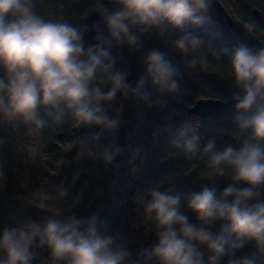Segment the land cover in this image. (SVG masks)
I'll return each mask as SVG.
<instances>
[{
	"label": "clouds",
	"instance_id": "clouds-1",
	"mask_svg": "<svg viewBox=\"0 0 264 264\" xmlns=\"http://www.w3.org/2000/svg\"><path fill=\"white\" fill-rule=\"evenodd\" d=\"M42 2L0 0L2 123L38 138L71 121L86 130L76 136L78 157L118 168L128 147L119 138L124 102L163 110L164 98L190 95L185 71L225 61L231 126L219 130L218 142L190 116L167 117L158 135L186 161H203L206 182L198 190L159 184L147 190L139 211L154 237L147 246L133 247L97 211L77 213L69 188L59 183L22 201L46 215L0 228V264H35L45 253L48 264H264V19L237 17L255 43L228 46L203 28L217 0H93L97 19L78 24L42 14ZM150 37L162 47L147 46ZM122 49L139 54L135 81L116 52Z\"/></svg>",
	"mask_w": 264,
	"mask_h": 264
},
{
	"label": "trees",
	"instance_id": "trees-1",
	"mask_svg": "<svg viewBox=\"0 0 264 264\" xmlns=\"http://www.w3.org/2000/svg\"><path fill=\"white\" fill-rule=\"evenodd\" d=\"M220 1L224 4V0ZM244 4L246 8L252 5ZM92 9L93 0H43L39 10L46 16L50 13L52 18L78 24L83 22ZM252 11H248L245 17H251ZM203 28L214 33L218 43L228 46H232L238 39L255 43L240 31L235 21L232 25L227 21L217 23L208 18ZM146 40L149 47H162L155 37ZM116 52L122 58V66L131 69L130 79L135 81L142 74L139 54L131 55L127 49ZM226 72L225 61L214 63L207 71H185L184 84L190 89V95L181 102L164 98L167 103L163 110L159 107L149 108L135 99L125 101V125L119 129V138L128 147L117 162L118 168L105 167L99 161L78 157L76 136L86 130L74 127L71 121L65 125L49 127L40 132L38 138L30 137L24 127L13 128L6 124L0 127V165H3L6 172V181L0 183V228L17 218L35 219L46 215V212L30 208L22 201L30 198L37 188L63 183L70 191V207L77 213L97 211L102 218L109 219L114 228H120L133 247L150 244L154 237L145 232L139 216L141 201L147 197V190L158 184L163 187L174 185L182 190H198L199 184L206 182L203 176L204 162L186 161L182 153L172 149L165 138L158 135L162 125L157 123L169 115H174L177 120L194 116L189 115L188 110L202 98L230 100V81ZM231 115L230 110L207 118L209 127L204 135L216 134L220 142L222 137L219 130L231 126ZM62 136L70 141L68 148L57 145L56 138ZM106 140L107 134L101 138V143ZM53 149L60 163L54 173L42 172V156ZM137 150L142 157L132 160L131 154ZM144 152L146 155H143ZM218 187L223 188L224 183L220 182ZM46 256L47 253L42 257L46 259Z\"/></svg>",
	"mask_w": 264,
	"mask_h": 264
},
{
	"label": "rangeland",
	"instance_id": "rangeland-1",
	"mask_svg": "<svg viewBox=\"0 0 264 264\" xmlns=\"http://www.w3.org/2000/svg\"><path fill=\"white\" fill-rule=\"evenodd\" d=\"M244 3H249L252 4L251 6L249 5L248 8L245 7ZM223 4V3H222ZM260 4V5H258ZM224 7L226 10L229 12L231 15L232 19L235 21L237 24V16H243L245 17L248 13V11L252 9H258L262 12L263 14V19H264V0H224ZM192 118L196 121H198L200 127L199 131L202 134H205L208 131L209 123L207 119L203 120L200 119L196 116H192ZM167 117H164L159 121L158 124L162 125L166 121ZM5 124L2 123V120H0V127L4 126ZM55 129V128H53ZM52 129V130H53ZM56 132V130H55ZM57 145L61 148H68L70 146V141L67 138H64L62 136L61 138H56ZM143 155H146V152L143 153ZM43 157V169L42 172H49V173H54V169L59 165L60 160L57 158L56 150H52L51 152H48L46 155L42 156ZM46 186V185H45ZM43 187V186H42ZM35 264H48L47 259L44 257H41L38 262L36 261Z\"/></svg>",
	"mask_w": 264,
	"mask_h": 264
},
{
	"label": "water",
	"instance_id": "water-1",
	"mask_svg": "<svg viewBox=\"0 0 264 264\" xmlns=\"http://www.w3.org/2000/svg\"><path fill=\"white\" fill-rule=\"evenodd\" d=\"M252 16L257 19H263V14L258 9H253ZM251 16V17H252ZM213 21L217 23H224L227 21L230 24H234V20L232 19L229 12L226 10L224 5L220 0H217V7L215 11L210 14V17ZM97 17L93 13V11L87 15L84 21H88L89 23L95 21ZM89 41L91 42V34L89 35ZM232 104L230 100L224 101L221 99H213V98H202L195 102V104L189 108V115H194L201 119H207L209 117L218 116L224 113H227L231 110Z\"/></svg>",
	"mask_w": 264,
	"mask_h": 264
}]
</instances>
